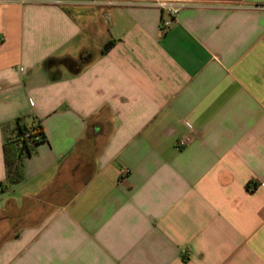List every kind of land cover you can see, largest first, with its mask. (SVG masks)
Here are the masks:
<instances>
[{
  "label": "crops",
  "instance_id": "obj_1",
  "mask_svg": "<svg viewBox=\"0 0 264 264\" xmlns=\"http://www.w3.org/2000/svg\"><path fill=\"white\" fill-rule=\"evenodd\" d=\"M1 183L0 264H264V0H0Z\"/></svg>",
  "mask_w": 264,
  "mask_h": 264
},
{
  "label": "trees",
  "instance_id": "obj_2",
  "mask_svg": "<svg viewBox=\"0 0 264 264\" xmlns=\"http://www.w3.org/2000/svg\"><path fill=\"white\" fill-rule=\"evenodd\" d=\"M115 41H109L102 49L107 53L114 45ZM9 125L4 126L8 130ZM10 133L6 136L4 144V159L6 165V183L8 186L15 185L23 181L22 159L31 155L35 146L46 140V135L40 122H35L27 126L19 118L15 121ZM8 131V132H9ZM28 134V137L26 135ZM3 185L2 183L0 184Z\"/></svg>",
  "mask_w": 264,
  "mask_h": 264
},
{
  "label": "built area",
  "instance_id": "obj_3",
  "mask_svg": "<svg viewBox=\"0 0 264 264\" xmlns=\"http://www.w3.org/2000/svg\"><path fill=\"white\" fill-rule=\"evenodd\" d=\"M157 6L162 10L163 17L160 20L159 29L161 33H165L169 30L174 21L175 17L179 14L180 10L185 7V4L181 1H159L157 2ZM186 126L190 128V125L186 123ZM28 137V134L26 135ZM190 142L189 137H185L177 141L176 148L181 150L185 148ZM129 173L128 170L123 169L121 171V175L123 177L127 176Z\"/></svg>",
  "mask_w": 264,
  "mask_h": 264
}]
</instances>
